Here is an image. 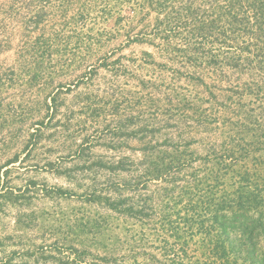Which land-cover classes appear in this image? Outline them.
I'll return each instance as SVG.
<instances>
[{
    "label": "rangeland",
    "instance_id": "rangeland-1",
    "mask_svg": "<svg viewBox=\"0 0 264 264\" xmlns=\"http://www.w3.org/2000/svg\"><path fill=\"white\" fill-rule=\"evenodd\" d=\"M0 264H264V0H0Z\"/></svg>",
    "mask_w": 264,
    "mask_h": 264
}]
</instances>
